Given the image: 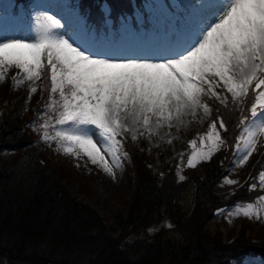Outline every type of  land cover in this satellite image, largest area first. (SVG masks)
<instances>
[{"label": "trees", "instance_id": "obj_1", "mask_svg": "<svg viewBox=\"0 0 264 264\" xmlns=\"http://www.w3.org/2000/svg\"><path fill=\"white\" fill-rule=\"evenodd\" d=\"M32 1L10 0L11 13L20 7L19 19L32 22L31 16L26 17ZM65 1L82 17V36L101 44L157 29L142 0ZM40 85L34 111L46 117L50 81L42 77ZM23 99L24 95L7 104L0 117V264H242L248 256L264 264V241L251 240L242 228L224 241L218 229L206 225L217 211L250 202L264 191L259 185L254 190L250 186L223 193L212 190L235 145L241 116H250L251 92L239 108L230 100L227 106L209 100L212 114L205 130L221 119L227 130L219 129L225 143L210 160L201 161V174L193 167L179 169L175 161L158 163L152 170L148 154L128 146L129 195L108 225L92 206L69 192L61 181L62 171L52 165L35 131L24 128ZM261 171L264 148L250 172L252 182ZM189 180L194 184L191 206L184 212L179 197Z\"/></svg>", "mask_w": 264, "mask_h": 264}, {"label": "snow or ice", "instance_id": "obj_2", "mask_svg": "<svg viewBox=\"0 0 264 264\" xmlns=\"http://www.w3.org/2000/svg\"><path fill=\"white\" fill-rule=\"evenodd\" d=\"M210 7L213 11L187 43L156 60L93 54L56 31L60 20L42 15L34 36H0V81L9 69L19 70L12 77L14 87L25 81L35 85L42 77L50 81L41 139L55 141L65 153L87 156L109 174H114L109 158L120 166L123 145L117 137L122 134L133 140L137 132L157 135L161 128L183 125L185 116L195 118L198 110L209 114L204 97L225 106L230 100L239 108L251 92L250 116H241L234 146L242 166L264 135V0H212ZM32 85L29 98L37 91ZM219 129L227 130L222 119L209 124L200 150L196 140L189 141V167L210 160L225 143ZM254 180L258 184L250 190L258 185L264 190V171ZM226 183L236 181L226 178ZM241 214L264 219V196L237 204L232 215Z\"/></svg>", "mask_w": 264, "mask_h": 264}, {"label": "rangeland", "instance_id": "obj_3", "mask_svg": "<svg viewBox=\"0 0 264 264\" xmlns=\"http://www.w3.org/2000/svg\"><path fill=\"white\" fill-rule=\"evenodd\" d=\"M212 0H142L141 6L144 11L150 15L151 21L157 28V32H142L140 37L127 35L122 41L112 42L110 46L102 43L96 47V41L87 39L82 34H85V26L82 22V17L77 13L76 9H71L66 6L65 0H34L29 6L28 11L31 15L32 22H27L19 19L21 17V8L15 10V14L11 13L10 0H0V36L6 37H31L35 35L37 20L42 15H52L60 20L61 28L56 30L65 38H71L82 49L88 50L93 54L114 57H140L156 60L158 58L168 56L179 47L171 43L175 33L173 32V24L175 19V11H187L186 17L183 16V22L187 26L184 34L187 37H182L181 45L187 43L192 34L202 25V21L211 14L213 9L210 7ZM104 13L107 11L104 9ZM136 19L140 17V12L135 13ZM170 18L171 20L169 21ZM126 27V26H125ZM89 34H93L92 32ZM70 41V42H71ZM19 70L9 69L6 78L0 81V117L4 107L24 95L23 107L21 112V121L26 130L35 131V139L42 144L46 156L52 165L58 171H62L63 179L61 181L72 195L79 196L84 202L92 206L97 214L101 217L105 225L109 224L110 216L121 208L123 202L127 201L129 195V153L128 146L134 145L144 151L150 159L152 170L156 169L158 163L169 164L175 161L177 166L189 167L187 158L191 155L193 149L189 145V141L198 140L197 150H200V137L207 131V119L211 116V112L205 115L201 110L197 111L196 117L185 116L184 124L171 129L164 127L159 129L157 135L140 136L137 132V139H131L127 133L117 137L122 141V147L119 150L120 166L116 167L111 163L109 158V166L113 168L114 174H109L104 171L102 164H92L87 156L81 154L75 156L65 153L62 148H59L55 141H45L41 139L43 129L39 127L44 123L46 117H41L34 111V105L41 96L42 91L40 80L32 85L31 81H25L19 87L13 86L12 77ZM30 85L37 87L35 93H31L29 98ZM223 90V89H222ZM219 92V90H217ZM221 93V92H220ZM226 93V91H225ZM229 97L230 94L226 93ZM221 95H224L222 92ZM209 108H212L209 98L204 97ZM215 99V98H214ZM218 101V100H217ZM219 102V101H218ZM220 103V102H219ZM66 127V126H65ZM204 132H203V131ZM50 134L54 132L52 128L48 129ZM142 131V129H141ZM201 133L196 139V133ZM171 140V143L168 141ZM235 146V145H234ZM264 135L257 137L256 150L253 151L248 161L242 166H238L233 147L229 159L224 167V171L218 180L213 185L212 190L215 193H223L233 191L236 188L245 189L250 186L252 178L250 172L263 154ZM126 153V155H125ZM184 156L183 161H181ZM201 161L195 164V173L201 174ZM226 178L236 181L234 184H227ZM193 182L188 181L184 190L180 193L179 204L180 208L186 212L191 206V191ZM264 196V191L262 195ZM256 196L250 202H256ZM236 203L237 204H246ZM228 207L217 211L210 217L206 225L214 231L218 229L224 241L231 240L236 233L242 228L244 235L254 241H264V219L247 218L241 215H232L235 206ZM247 221V224L242 223ZM167 236L172 237L173 234ZM131 238V237H130ZM242 264H260L258 257H245Z\"/></svg>", "mask_w": 264, "mask_h": 264}]
</instances>
